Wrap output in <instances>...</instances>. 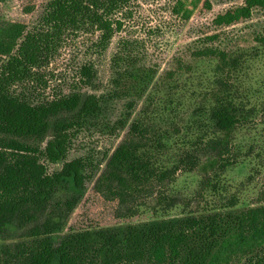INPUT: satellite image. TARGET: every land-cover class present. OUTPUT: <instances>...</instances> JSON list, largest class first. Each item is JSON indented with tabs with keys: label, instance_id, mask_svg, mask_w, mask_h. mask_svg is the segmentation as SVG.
<instances>
[{
	"label": "trees",
	"instance_id": "1",
	"mask_svg": "<svg viewBox=\"0 0 264 264\" xmlns=\"http://www.w3.org/2000/svg\"><path fill=\"white\" fill-rule=\"evenodd\" d=\"M133 2L46 0L31 25L0 26V264H264V205L235 210L233 196L199 216L166 218L177 206L169 187L179 172L195 171L206 158L216 189L248 156L237 139L263 112L250 72L264 59V34L247 49L204 48L193 63L162 76L122 41L107 97L88 92L99 90L92 60L66 65L72 81L60 76L63 87H52L80 39L99 54L109 49ZM256 8L264 9V0H245L216 23L249 20ZM106 100L126 101L115 135L139 102L144 108L95 179L87 159L68 156L75 134L100 116ZM183 112H191L186 121ZM49 164L62 168L50 173ZM152 198L153 216L133 224Z\"/></svg>",
	"mask_w": 264,
	"mask_h": 264
},
{
	"label": "rangeland",
	"instance_id": "2",
	"mask_svg": "<svg viewBox=\"0 0 264 264\" xmlns=\"http://www.w3.org/2000/svg\"><path fill=\"white\" fill-rule=\"evenodd\" d=\"M44 3L46 0H7L0 3V26L7 22L31 25L39 18ZM244 4L245 0H134L124 15L123 30L112 40L109 49L99 54L90 48L91 42L80 39L63 57L68 63L62 68L57 66L59 78L53 80L52 87H63L60 76L72 81L73 72L70 67L77 68L79 64L92 60L98 72L99 90L88 92L107 97L115 76L111 60L122 41L130 42L133 50L138 52V63L158 67L159 76L179 66L193 63L196 52L207 47L230 52L251 48L255 46L256 38L264 34V9L256 8L249 20H241L230 27L216 23L219 15ZM250 80V86L254 90L260 89L253 97L263 102V112L254 124L255 129L242 131L238 135L237 144H240L242 152H247L248 156L221 177L216 189L208 184L209 179L215 178L214 172H208L203 166L207 163L206 158L201 160V166L195 171L179 172L176 181L169 187L170 194L178 198L177 206L166 218H182L194 214L199 216L213 208H223L233 196L239 201L235 210L264 205V59L253 66ZM143 103L139 102L133 111L127 128L117 131L115 135L113 128L116 121L124 117L126 101L106 100L100 116L89 119L73 137L68 160L87 159L90 167H94L97 172V179L124 139L131 123L143 110ZM190 113L183 112L184 116L180 121H186ZM249 150H252V154ZM61 168L62 164H49L50 173ZM95 179L88 185V193ZM154 199L143 208L146 211L142 213L141 219L133 224L145 223L153 216V210L150 209L155 204ZM67 234V229L57 234L55 243L59 244ZM231 264L244 262L235 260Z\"/></svg>",
	"mask_w": 264,
	"mask_h": 264
}]
</instances>
